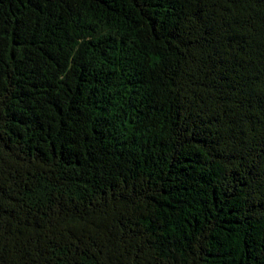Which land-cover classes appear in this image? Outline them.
I'll return each instance as SVG.
<instances>
[{"label": "trees", "instance_id": "obj_1", "mask_svg": "<svg viewBox=\"0 0 264 264\" xmlns=\"http://www.w3.org/2000/svg\"><path fill=\"white\" fill-rule=\"evenodd\" d=\"M0 264H264V0H0Z\"/></svg>", "mask_w": 264, "mask_h": 264}]
</instances>
